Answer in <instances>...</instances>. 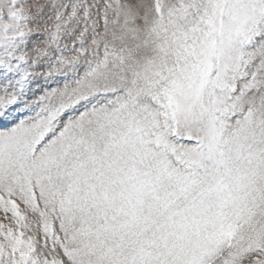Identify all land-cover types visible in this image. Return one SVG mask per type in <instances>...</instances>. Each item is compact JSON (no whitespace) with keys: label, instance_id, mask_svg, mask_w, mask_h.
I'll list each match as a JSON object with an SVG mask.
<instances>
[{"label":"snow or ice","instance_id":"1","mask_svg":"<svg viewBox=\"0 0 264 264\" xmlns=\"http://www.w3.org/2000/svg\"><path fill=\"white\" fill-rule=\"evenodd\" d=\"M0 264H264V0H0Z\"/></svg>","mask_w":264,"mask_h":264}]
</instances>
